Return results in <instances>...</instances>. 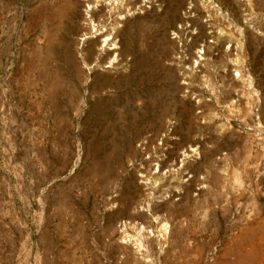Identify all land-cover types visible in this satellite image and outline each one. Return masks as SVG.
<instances>
[{"label":"rangeland","instance_id":"1","mask_svg":"<svg viewBox=\"0 0 264 264\" xmlns=\"http://www.w3.org/2000/svg\"><path fill=\"white\" fill-rule=\"evenodd\" d=\"M0 264H264V0H0Z\"/></svg>","mask_w":264,"mask_h":264}]
</instances>
